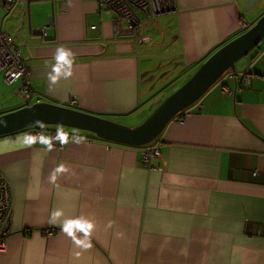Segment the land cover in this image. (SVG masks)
Returning a JSON list of instances; mask_svg holds the SVG:
<instances>
[{
	"label": "crops",
	"instance_id": "crops-1",
	"mask_svg": "<svg viewBox=\"0 0 264 264\" xmlns=\"http://www.w3.org/2000/svg\"><path fill=\"white\" fill-rule=\"evenodd\" d=\"M175 5L154 21L139 13L149 40L137 43L95 0H19L5 15L19 22L10 38L33 96L24 105L21 81L0 73V115L48 102L139 125L241 34L240 19L260 17L243 13L245 0ZM253 50L167 123L149 165L135 147L78 129L0 136L13 191L0 264H264V58ZM49 130L70 135L62 149Z\"/></svg>",
	"mask_w": 264,
	"mask_h": 264
},
{
	"label": "water",
	"instance_id": "water-1",
	"mask_svg": "<svg viewBox=\"0 0 264 264\" xmlns=\"http://www.w3.org/2000/svg\"><path fill=\"white\" fill-rule=\"evenodd\" d=\"M258 0H245L248 10ZM264 36V14L246 31L211 53L194 73L165 97L139 125L130 127L48 102H36L0 115V136L33 126L59 125L85 131L106 142L141 147L158 138L169 121L197 101L235 62Z\"/></svg>",
	"mask_w": 264,
	"mask_h": 264
},
{
	"label": "built area",
	"instance_id": "built-area-1",
	"mask_svg": "<svg viewBox=\"0 0 264 264\" xmlns=\"http://www.w3.org/2000/svg\"><path fill=\"white\" fill-rule=\"evenodd\" d=\"M19 0H0V4L7 9H12ZM100 11L113 14L118 22L125 25L127 34L133 36L137 43H145L149 37L141 34V22L139 13H143L147 21H154L158 16L167 15L176 11L175 0H95ZM241 31L250 26L245 20L239 21ZM90 30H96L98 26L91 24ZM40 35H45L44 28L38 30ZM0 73L3 81L10 85L15 81H22L19 94L25 100L26 105L33 92L29 86V69L24 61L22 47L12 42L8 33L0 29ZM244 78V75H243ZM71 103L74 104V98ZM40 128H30L27 131L30 140L40 136ZM51 142L58 149H62L70 135L57 130H49ZM158 138L148 144L136 148L141 151V162L149 165L152 158L159 155ZM13 207V191L6 177L0 173V252L4 251L6 239L10 234Z\"/></svg>",
	"mask_w": 264,
	"mask_h": 264
},
{
	"label": "rangeland",
	"instance_id": "rangeland-1",
	"mask_svg": "<svg viewBox=\"0 0 264 264\" xmlns=\"http://www.w3.org/2000/svg\"><path fill=\"white\" fill-rule=\"evenodd\" d=\"M26 1V0H25ZM45 2H47V1H33V2H31V3H33V6H32V9H38L40 6V4L41 3H44L45 4ZM17 5H18V3H16L15 5H14V8H12V9H16L17 8ZM8 12H10V11H8ZM7 13V11L2 7V5L0 4V21H2V26L3 27H1L0 29H2V30H4V31H8L7 33L9 34V36L10 37H13L15 34H18V32H15V27L17 26L18 27V24H19V22L16 20V21H13L11 18H8L7 19V16L5 15ZM243 13L244 14H247V16L249 15V17L250 18H253L254 16H255V18H256V15H258L257 17H259V16H261V15H263L264 14V0H258L257 1V3L254 5V6H252L251 8H249L248 10H246V11H244L243 10ZM9 15V14H8ZM18 18H19V16H18ZM19 21H20V25H22V23H23V17L22 18H20L19 19ZM243 32V31H242ZM241 31H239V33H242ZM144 36V35H143ZM148 37V36H147ZM135 39V38H134ZM254 48H258L259 49V54H258V56L259 57H263L264 58V56H262L263 54H264V36L262 37V39L260 40V42L258 43V46L256 47H253L252 48V50L254 49ZM253 51H255V50H253ZM250 55H251V53H248L247 55H243L242 57H240L239 58V60L237 61V63H239V61H243V60H248V58L250 57ZM237 65V64H236ZM239 65V64H238ZM169 75V74H168ZM167 75V76H168ZM166 76V77H167ZM164 77V76H163ZM160 78H162V77H160ZM186 81V80H185ZM184 81V82H185ZM183 82V83H184ZM182 83V84H183ZM176 84V83H175ZM177 85V84H176ZM175 85V86H176ZM181 85V84H180ZM179 85V86H180ZM178 86V87H179ZM177 87V88H178ZM176 88V89H177ZM175 90V89H174ZM173 90V91H174ZM172 91V92H173ZM171 93V92H170ZM169 93V94H170ZM168 96V95H167ZM167 96H165V97H167ZM163 99H164V97H163ZM162 99V100H163ZM51 127H55V128H58V129H68V130H75V128H69V127H65V126H59V125H50ZM127 126V125H126ZM60 132H62V131H60Z\"/></svg>",
	"mask_w": 264,
	"mask_h": 264
},
{
	"label": "trees",
	"instance_id": "trees-1",
	"mask_svg": "<svg viewBox=\"0 0 264 264\" xmlns=\"http://www.w3.org/2000/svg\"><path fill=\"white\" fill-rule=\"evenodd\" d=\"M2 7H3L7 12L12 10V9H10V10L7 9V8L4 7V6H2ZM13 8H14V7H13ZM257 46H258V45H256V47H257ZM195 70H196V69H195ZM193 73H194V72H193ZM193 73H192V74H193ZM192 74H191V75H192ZM191 75H189V77H190ZM262 76H264V75H262ZM189 77H188V78H189ZM188 78H187V79H188ZM187 79H186V80H187ZM21 85H22V81H21ZM45 126H46V125H44V126H39V125H38V126L30 127V128H41V127H45ZM30 128H26V130H27V129L30 130ZM28 130H27V131H28ZM88 135L92 136L91 134H88ZM97 139H98V138H97Z\"/></svg>",
	"mask_w": 264,
	"mask_h": 264
},
{
	"label": "flooded vegetation",
	"instance_id": "flooded-vegetation-1",
	"mask_svg": "<svg viewBox=\"0 0 264 264\" xmlns=\"http://www.w3.org/2000/svg\"><path fill=\"white\" fill-rule=\"evenodd\" d=\"M246 31V30H245ZM244 32V31H243Z\"/></svg>",
	"mask_w": 264,
	"mask_h": 264
},
{
	"label": "bare ground",
	"instance_id": "bare-ground-1",
	"mask_svg": "<svg viewBox=\"0 0 264 264\" xmlns=\"http://www.w3.org/2000/svg\"><path fill=\"white\" fill-rule=\"evenodd\" d=\"M28 130V129H27Z\"/></svg>",
	"mask_w": 264,
	"mask_h": 264
}]
</instances>
